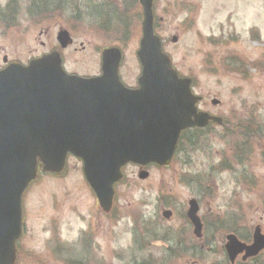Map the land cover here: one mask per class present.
<instances>
[{"label":"rangeland","instance_id":"374dc122","mask_svg":"<svg viewBox=\"0 0 264 264\" xmlns=\"http://www.w3.org/2000/svg\"><path fill=\"white\" fill-rule=\"evenodd\" d=\"M25 5L26 3L19 0L9 3L12 28L8 34L0 33V66L3 56L9 61L24 64L58 46V30L53 32L51 29L45 37H40L38 30L33 25L29 26L31 18L24 10ZM218 9L217 13L216 0H205L204 15L199 25L201 36L198 37L199 42L197 41L195 47V38L191 35L183 37L178 45L171 44V37L178 34L176 28L183 22L182 17L164 21L159 31L162 37L159 36L165 41L164 50L172 58L179 74L195 76L193 92L207 97L208 102L213 98L221 102L220 109L206 107L207 110L217 114L231 111L232 123L251 124L254 129H258L256 125H264V53L258 50L260 43L251 45L245 36L242 40L241 36H235L241 30L231 31L229 19L226 21V29L231 33L227 30L223 32L217 20L221 21L228 13L219 14L220 6ZM231 19L240 25L241 16L236 11L232 13ZM251 25L247 23V28ZM260 30L263 34L262 26ZM73 37L75 47L62 55L65 71L77 75L96 74L100 62L97 50L112 45V42L91 32H77ZM41 43L45 47H41ZM80 43L87 46L83 52L80 51ZM75 48L79 49L77 53L74 52ZM136 49V43L132 40L124 51L121 75L126 83L133 82L139 75ZM251 59L261 61L258 73L250 65V61H253ZM216 132L221 134L218 130ZM262 134H257L261 137L260 146L264 145V132ZM232 139L239 137L234 134L230 140ZM213 145L215 147L212 148V156L216 155V151L222 150L229 157L222 142L220 144L215 141ZM193 158L195 161L190 162L189 167L185 166L182 157L177 158L167 169L150 168L146 181L138 179L137 168L125 167L124 180L115 188V205L109 217L101 214L95 196L84 182L81 165L76 161H69L63 176L41 175L24 196V234L18 245L17 264H64L63 257L72 253L71 248L80 249L84 243L89 244L88 238L92 235L96 236L100 245L99 253L103 255L102 260L98 258L101 262L97 264L149 262L150 255L147 252L137 255L134 249L130 250L133 243L132 232L135 229L141 233L144 230H141L144 221L152 223L156 230L158 226H162V231H166L167 224L161 217V212L167 209L166 205L174 210L169 226L180 231L183 226V219L180 217L183 204L190 196L186 189V174H190L192 181L196 182L197 173H212L219 165L218 159H205L202 156ZM253 160V165H247V169L246 163L235 169L234 178L238 180L236 184L228 174L216 175L214 181L217 196L201 207V215L205 219H213L207 214L210 211L212 215L236 217L238 223L250 226L251 230L256 225L264 228V217L261 218L264 209V161L258 153ZM244 166L245 170L239 179ZM249 191L252 195H248ZM159 238L163 241L174 239L166 236ZM156 246L160 247L153 249L156 255L151 263L164 264V247L160 243ZM219 250L220 246L217 244V257L213 254L204 255L200 262L183 259L167 261L165 264H224Z\"/></svg>","mask_w":264,"mask_h":264},{"label":"water","instance_id":"95a60500","mask_svg":"<svg viewBox=\"0 0 264 264\" xmlns=\"http://www.w3.org/2000/svg\"><path fill=\"white\" fill-rule=\"evenodd\" d=\"M145 13L137 91L125 90L118 81L117 49L102 53L99 79L67 76L58 53L32 60L26 67L10 64L0 72V264L15 263V244L22 231L21 197L36 177L37 157L44 170L53 172L61 171L68 151L80 157L99 206L109 212L122 166L128 162L167 166L181 131L219 121L197 113L199 99L191 94L190 81L178 79L171 69L153 35L150 12ZM57 40L62 48L71 43L66 32ZM72 117L77 118L76 125ZM147 176L144 171L139 174L141 180ZM196 211L191 202L188 217L199 234ZM227 240L231 262L243 252L247 259L264 249L259 228L250 246L234 236Z\"/></svg>","mask_w":264,"mask_h":264},{"label":"flooded vegetation","instance_id":"af4514ba","mask_svg":"<svg viewBox=\"0 0 264 264\" xmlns=\"http://www.w3.org/2000/svg\"><path fill=\"white\" fill-rule=\"evenodd\" d=\"M17 1V0H16ZM15 0H0V33H9V29L12 28V20L9 18L10 8L9 3L16 2ZM22 3H26L24 10L26 14L31 18L30 25L34 26L38 30V35L40 37H45L47 33L52 29L53 32L58 30V32L66 31L72 38V43L65 50H61L59 46H54L53 49L49 50L50 54L53 52H59L62 58V64L64 69V59L63 53L70 48L75 47V40L73 35L77 32H91L95 35H101L112 42V45L104 47L103 49L97 50V56L100 59L99 69L96 74L93 75H77L76 73H68L69 75H74L81 77L83 79L89 80L101 76V53L108 48L115 47L122 52V57L124 60V51L129 46L130 42L134 40L136 43V52L140 48L141 35H142V21L144 20V7L142 3H150L151 17L153 21L154 34L160 39L161 47L164 50L165 41L161 38L160 29L164 21L168 19H176L182 17L183 22L176 28L177 35L171 37V44L178 45L181 43L183 37H188L191 35L195 38L194 47L199 42L198 37L201 36V31L199 28L200 20L204 15V3L205 0H19ZM223 3V4H222ZM219 6L221 11L219 14H227V17L221 21L217 20L219 23V28L225 32L226 21L230 25L231 31L237 32L235 36H243L247 38V41L254 43H260L258 50H262L264 53V0H216L217 13L219 12ZM236 11V14L241 16L240 25L234 23L231 19L232 13ZM247 23L252 24L247 28ZM260 26L263 28V34L260 30ZM228 33H231L227 30ZM159 33V34H158ZM161 37H160V36ZM41 47H45L44 43H41ZM87 47V46H86ZM86 47L84 44L80 43V51H85ZM89 48V45H88ZM251 48H253L251 46ZM196 49V48H194ZM199 48H197L198 50ZM79 49H74L77 53ZM43 55V54H42ZM41 55V56H42ZM264 56V54H263ZM6 58V56H3ZM31 60V59H30ZM122 60V62H123ZM250 61L251 67L258 73L260 71L261 65L254 59ZM172 61V58H171ZM264 60H262L263 63ZM14 61L2 60V65L0 70L4 69L9 63ZM19 63V62H18ZM28 63V62H27ZM24 63V64H27ZM264 66V63H263ZM174 67V66H173ZM121 68L118 70L119 80L121 84L128 90L139 89L138 80L141 74V68L139 75L131 83H126L121 75ZM175 68V67H174ZM264 72V68L262 70ZM178 72V71H177ZM178 77L181 79H188L191 81V90L195 97L200 98L196 108L198 112L206 113L210 117L220 118L221 124H215L209 122L204 128H189L182 132L181 138L178 144V148L174 154L172 162L180 154V148L182 156L184 157V163L186 167H189L190 162H194L197 156H202L205 159H218V167L213 169L212 173H197L196 182L192 181L191 175H187L186 189L189 190L190 196L187 201H184L183 206L186 209V213L182 216L183 226L179 230L175 227H170L169 222L174 216V210L172 207L167 206V209L171 212V219L167 222L165 229L173 230L176 232L172 234L174 238L173 241H168L169 243L176 245L179 250L180 256L177 257L178 260L183 259H195L200 262L202 256L206 252L212 253L217 257L215 252L217 244L220 246L219 254L224 264H230L229 259L225 252L226 237L229 235H234L237 239L241 240L242 243L246 245L251 244L252 232L251 227L246 225H241L238 223L236 217H222L221 215H212L210 211L207 212L209 216H212V220H207L204 215H201V207L207 201L212 202V200L217 196L216 182L214 181L217 174H228L234 184L237 183L236 171L237 164L240 162L246 163L247 165H253L254 158L257 153L260 158L264 159V145L260 146V136L258 133L262 134L263 129L259 127H264V125H256L258 129H254L251 124L249 125H239L237 123H232L230 118L231 111H226L223 114L211 113L206 107H213L215 109L221 108V102L218 99H214L213 102H217L213 105L211 99L208 102L207 97L196 95L193 92L194 85V75H180L178 72ZM72 104V103H71ZM63 122L68 121V119H62ZM70 121L75 122L77 118L72 117ZM230 121V122H228ZM232 121V122H231ZM65 125V124H61ZM216 129L221 134H217ZM240 130V132H239ZM234 134H237L239 139L230 140ZM263 135V134H262ZM250 138V140H249ZM264 139V136H262ZM229 140V141H228ZM218 141L226 146V151L229 157L223 154L222 150L216 151V155L212 156V148L215 147L213 142ZM228 141V142H227ZM181 144V147H180ZM257 150V152H256ZM208 153V154H207ZM229 158V159H226ZM70 160L76 161L81 165V173L83 172L82 160L73 154H68L65 160V168ZM137 168V166L129 165ZM127 167V166H126ZM38 168H41L40 164ZM153 167L146 168L147 171ZM139 170V167L137 168ZM167 169V168H162ZM123 173V172H122ZM47 176L58 177L56 174L45 173ZM124 175V173H123ZM264 182V178L262 179ZM248 195H252L248 192ZM232 196V195H231ZM191 201H194L198 208V217L201 223L200 237L195 234V231L188 220L187 211L188 206ZM228 207V204H227ZM262 217H264V209H262ZM100 214V213H99ZM215 216V217H214ZM227 221H223L226 220ZM244 223V221H242ZM263 225V221H261ZM164 230L163 227H160ZM261 228V232L264 235V228ZM178 238V240H176ZM179 239H181L179 241ZM250 242V243H249ZM217 243V244H216ZM77 251L72 253L76 257L73 258L71 264H92L94 259L100 258L102 260L103 255L99 253L100 245L97 241L95 235H92L89 244L84 243L82 248H76ZM222 251V252H221ZM252 260V259H251ZM249 260L244 261L242 256H239L234 264H247ZM194 264H198L194 262Z\"/></svg>","mask_w":264,"mask_h":264}]
</instances>
